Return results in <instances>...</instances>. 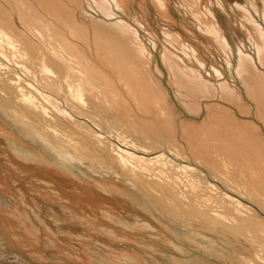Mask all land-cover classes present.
I'll use <instances>...</instances> for the list:
<instances>
[{
    "label": "bare ground",
    "instance_id": "obj_1",
    "mask_svg": "<svg viewBox=\"0 0 264 264\" xmlns=\"http://www.w3.org/2000/svg\"><path fill=\"white\" fill-rule=\"evenodd\" d=\"M151 1L168 13V0ZM129 2L0 0V129L13 137L21 157L73 175L75 168L98 175L99 188L136 201L139 194L182 228L193 247L224 264H264V218L236 197L264 210V129L216 103H206L200 123L180 119L137 28L120 18L128 15ZM248 19L261 38L250 41L264 66V27ZM135 23L145 28L138 18ZM212 25L201 29L218 38ZM165 34L176 40L169 30ZM223 42L231 48L226 36ZM187 46V57L204 68ZM241 49L236 71L264 125V73ZM162 57L175 87L189 93L181 95L192 114L200 115L203 97L216 95L237 104L245 117L254 114L228 81L214 84L167 48ZM6 263L26 264L2 252L0 243V264Z\"/></svg>",
    "mask_w": 264,
    "mask_h": 264
},
{
    "label": "rangeland",
    "instance_id": "obj_2",
    "mask_svg": "<svg viewBox=\"0 0 264 264\" xmlns=\"http://www.w3.org/2000/svg\"><path fill=\"white\" fill-rule=\"evenodd\" d=\"M151 3V0H134L128 4V15H119L137 28L152 54L155 78L168 94L180 119L200 123L207 114L206 105L216 103L233 109L240 119L253 120L264 129L255 116V103L236 71L238 51L242 48L244 53L255 58L258 69L264 73L250 36L258 43L262 41L248 19L255 17L264 27V0H168L166 16ZM237 3L245 8L238 7ZM210 11L216 17H212ZM89 12L106 19L98 11ZM136 18L145 28L136 25ZM203 23L214 24L220 33L218 38L206 34L201 29ZM167 29L178 43L165 34ZM224 36L230 42L229 49L224 45ZM182 45L196 50L198 58L205 63L204 68L187 57ZM165 48L182 58L185 65L198 67L214 84L228 81L238 90L243 102L253 108L254 114L245 117L237 104L219 95L210 99L203 97L200 101L203 112L192 114L183 104L185 97L181 95L189 93L178 89L171 81V72L162 57ZM214 68L222 75L219 76ZM19 138L21 144H33L24 137ZM13 141V137L0 129L2 252L18 255L26 264H190L198 259L207 264H224L193 247L183 237L182 228L146 203L139 194L136 201L130 194L99 188L96 183L101 177L98 175H84L76 168L73 169L76 175H73L69 170L61 172L39 161L28 160L14 152ZM197 167L205 171L203 166ZM216 180L213 182L218 186L223 185ZM236 194L264 218V210L257 203Z\"/></svg>",
    "mask_w": 264,
    "mask_h": 264
}]
</instances>
